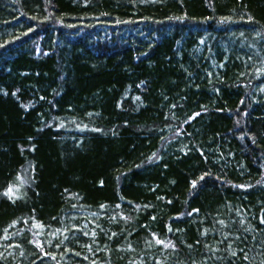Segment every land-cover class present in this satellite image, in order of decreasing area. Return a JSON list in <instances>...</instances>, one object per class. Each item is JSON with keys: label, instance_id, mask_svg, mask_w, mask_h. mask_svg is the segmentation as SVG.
<instances>
[{"label": "trees", "instance_id": "trees-1", "mask_svg": "<svg viewBox=\"0 0 264 264\" xmlns=\"http://www.w3.org/2000/svg\"><path fill=\"white\" fill-rule=\"evenodd\" d=\"M262 219L264 0H0V264H264Z\"/></svg>", "mask_w": 264, "mask_h": 264}, {"label": "snow or ice", "instance_id": "snow-or-ice-1", "mask_svg": "<svg viewBox=\"0 0 264 264\" xmlns=\"http://www.w3.org/2000/svg\"><path fill=\"white\" fill-rule=\"evenodd\" d=\"M196 115H199V113H197ZM193 186H195V182L193 183ZM9 192H12V189L11 188H9V190H8ZM262 223H264V219H262V221H261ZM221 223H223V221H221ZM85 234H87V233H85ZM93 235H94V233H93ZM161 243H163L162 241H161ZM233 255H235V253H233ZM247 258V257H246Z\"/></svg>", "mask_w": 264, "mask_h": 264}]
</instances>
